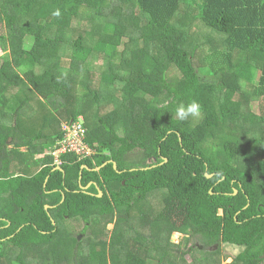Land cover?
I'll return each mask as SVG.
<instances>
[{"label": "trees", "instance_id": "trees-1", "mask_svg": "<svg viewBox=\"0 0 264 264\" xmlns=\"http://www.w3.org/2000/svg\"><path fill=\"white\" fill-rule=\"evenodd\" d=\"M0 48V264H264V0H0Z\"/></svg>", "mask_w": 264, "mask_h": 264}, {"label": "rangeland", "instance_id": "rangeland-1", "mask_svg": "<svg viewBox=\"0 0 264 264\" xmlns=\"http://www.w3.org/2000/svg\"><path fill=\"white\" fill-rule=\"evenodd\" d=\"M223 29V28H222ZM6 61H11V57L10 55H7V54H4L0 48V65ZM67 67V66H66ZM252 110L253 112H256V113H259V106L257 104H253L252 105ZM127 161L128 163H130V165H133V166H139L140 164H143L145 165V163L148 165H151L152 162H154L155 160H153L152 158L150 159H146L145 158V155H144V152L142 150H136L132 153L129 154V156L127 157ZM142 165V166H143ZM16 169V168H15ZM177 210H176V216H174L175 220L177 221L178 224H181V223H184L187 216H189L188 212H187V209H184L180 204H177ZM221 213V212H220ZM82 227H83V224L82 223H79L76 228L81 231L82 230ZM113 228V225L112 224H109L107 226V229L108 230H111ZM193 235V231L191 230L190 227H183L175 232L172 236V241L174 243H181L183 244V242L189 238V237H192ZM222 250H223V254L224 255H228L230 258L227 260L226 263H231L232 262V259L238 255L241 251H242V248L239 247V246H234V245H229V244H223L222 245ZM186 260L188 261V263H191L192 262V258L190 257V255H186ZM149 264H156V262H150Z\"/></svg>", "mask_w": 264, "mask_h": 264}, {"label": "built area", "instance_id": "built-area-1", "mask_svg": "<svg viewBox=\"0 0 264 264\" xmlns=\"http://www.w3.org/2000/svg\"><path fill=\"white\" fill-rule=\"evenodd\" d=\"M64 138L57 141L49 150V153L56 157V165L61 164L59 157L67 153H76L79 160L91 159L98 154V151L88 145L86 141L87 128L84 126L83 118L78 121H71L63 125Z\"/></svg>", "mask_w": 264, "mask_h": 264}, {"label": "clouds", "instance_id": "clouds-1", "mask_svg": "<svg viewBox=\"0 0 264 264\" xmlns=\"http://www.w3.org/2000/svg\"><path fill=\"white\" fill-rule=\"evenodd\" d=\"M53 15L59 16L60 15L59 10L55 11ZM200 115H201V105L197 101H192L186 105L181 103L177 106L175 110V118L181 121L188 120L189 118H198ZM71 121H74V120H71ZM88 188L89 186L85 187L83 190L87 191Z\"/></svg>", "mask_w": 264, "mask_h": 264}, {"label": "water", "instance_id": "water-1", "mask_svg": "<svg viewBox=\"0 0 264 264\" xmlns=\"http://www.w3.org/2000/svg\"><path fill=\"white\" fill-rule=\"evenodd\" d=\"M113 165H114V167H115L116 164H113ZM99 169H100V168L95 169V170H96V171H99ZM207 177H208V178H211L212 176L209 175V174H207ZM84 188H85V187H82V189H84ZM98 189H99V188H98ZM101 195H102V192L99 190V197H100ZM49 207H50V206H46V209H49Z\"/></svg>", "mask_w": 264, "mask_h": 264}]
</instances>
